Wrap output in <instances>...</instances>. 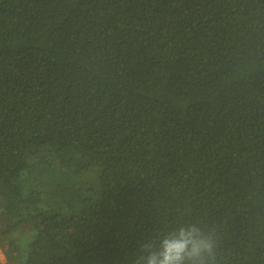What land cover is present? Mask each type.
Returning a JSON list of instances; mask_svg holds the SVG:
<instances>
[{"label":"trees","instance_id":"16d2710c","mask_svg":"<svg viewBox=\"0 0 264 264\" xmlns=\"http://www.w3.org/2000/svg\"><path fill=\"white\" fill-rule=\"evenodd\" d=\"M190 223L264 264V0H0L6 264H138Z\"/></svg>","mask_w":264,"mask_h":264},{"label":"clouds","instance_id":"9594fccd","mask_svg":"<svg viewBox=\"0 0 264 264\" xmlns=\"http://www.w3.org/2000/svg\"><path fill=\"white\" fill-rule=\"evenodd\" d=\"M213 236L196 223L181 224L142 245L138 264H215Z\"/></svg>","mask_w":264,"mask_h":264},{"label":"rangeland","instance_id":"374dc122","mask_svg":"<svg viewBox=\"0 0 264 264\" xmlns=\"http://www.w3.org/2000/svg\"><path fill=\"white\" fill-rule=\"evenodd\" d=\"M0 264H6L4 255L2 254L1 251H0Z\"/></svg>","mask_w":264,"mask_h":264}]
</instances>
